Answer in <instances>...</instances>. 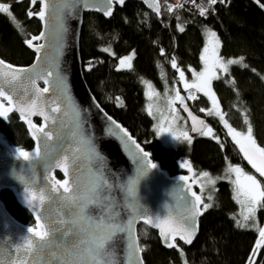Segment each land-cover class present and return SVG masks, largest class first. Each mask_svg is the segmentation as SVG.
<instances>
[{"label":"trees","instance_id":"16d2710c","mask_svg":"<svg viewBox=\"0 0 264 264\" xmlns=\"http://www.w3.org/2000/svg\"><path fill=\"white\" fill-rule=\"evenodd\" d=\"M1 1L9 7V13L0 11V56L15 64L28 65L35 56L24 42L30 32L41 30V22L35 16L28 17L27 12L29 9L39 11L40 4L32 6L29 0ZM261 4L264 0L259 3L257 0H226L225 4L218 2L202 16L189 6H174L169 11L162 0L159 18L142 3L129 1L121 8L116 7L110 18L97 13L85 15L80 49L90 89L101 105L127 127L170 174L185 172L180 165L186 159L197 172L220 175L228 162L239 164L242 157L238 145L227 135L218 118L210 120L215 125L213 135L217 139L199 135L193 136L190 145L185 142L166 147L157 137L153 117L146 109L143 79L150 80L163 93L167 86H174L178 70L189 76L191 69L201 68L204 27L219 33L220 52L225 58L244 57L247 62L246 67L231 66L225 77L213 82V88L233 124L242 122L240 116L244 112L253 127L256 142L264 147V7ZM181 27L183 32L179 30ZM131 50L135 51L133 66L119 69V58ZM173 59L176 68L171 64ZM204 98L191 102L195 111L209 107V100ZM0 131L13 145L26 150L34 147L16 112L9 113L7 118L0 117ZM57 176L62 178L61 173L57 172ZM1 197L16 218L28 225L34 224L33 216L17 202L12 192L2 191ZM209 202L211 207L205 210L199 236L191 246L178 242L177 248L167 249L155 230L139 226L146 264H249L259 234L252 225L238 222L239 205L230 181L218 180ZM260 216H264V211ZM254 259L255 264H264V247Z\"/></svg>","mask_w":264,"mask_h":264},{"label":"snow or ice","instance_id":"6c2138e0","mask_svg":"<svg viewBox=\"0 0 264 264\" xmlns=\"http://www.w3.org/2000/svg\"><path fill=\"white\" fill-rule=\"evenodd\" d=\"M39 2L42 5L40 10L34 12L29 9L27 15L28 17L38 16L44 22L45 30L39 36L26 40V44L33 47L35 52H43L44 55L38 56L36 64L31 67H17L0 59V117L7 118L13 109L20 112L21 118L27 122L32 136L36 139V146L32 153L16 149L15 155L26 162L39 161L47 169V175L43 177V187L38 188V195L37 186L26 184L24 189L25 203L35 213L37 227L28 228L25 236L20 237L18 242H9L6 247L0 241V264H121L113 251V240L118 234L125 243L123 264H143L140 253L144 249L139 246L138 240L133 235V225L137 218L145 219L146 223L160 228L165 242L172 241V243H167L169 248L175 246L174 241L178 235L186 243L191 244L198 228L196 217L201 214L199 206L203 204V209L207 210L211 205L203 203L201 195L192 191L187 183L185 188L190 196L183 197L185 203L190 205L187 215L179 218L173 217L169 209L166 216L156 217L154 220L151 216L141 215L142 209L129 205L124 212L126 217L131 218L120 219L118 209L122 205L113 201L112 193L119 191L122 198L126 196L129 201L138 200L137 189L141 178L145 177L151 169L157 168V165L146 160L149 154L140 149L139 144L132 141L141 153L136 157V163L144 170L131 180L126 179L119 183H117V178L111 175L92 133L86 127V113L72 97L67 78L61 69V57L69 31L67 21L76 14L79 7H87L88 0H39ZM192 2L195 3V0ZM218 2L225 3L226 0H207V3L213 6ZM259 2L260 0H257V3ZM36 3L37 0H31L32 5ZM119 3L123 4L124 0H119ZM150 6H155L157 12L160 10L158 5ZM260 6L264 7V4ZM168 10L173 9L169 7ZM0 11L9 13V7L0 4ZM199 11L203 16L208 14L209 9L200 6ZM105 14L111 16L112 11L108 10ZM50 18L55 21L51 31L49 30ZM179 30L183 32L184 28L181 27ZM38 40H44L45 43L34 45L33 41ZM209 44L211 48L205 47L204 53L210 52V55L201 57L204 60V70L195 73V81L188 83L183 70L179 71V78L184 81L185 89H195L211 99L212 108L208 109L209 115L215 114L224 119V114L218 109V100L212 90V81L219 78L217 69L228 73L229 65L241 64L244 57L225 61L219 55L220 41L215 32L209 33ZM49 49L52 53L51 59L48 56ZM133 56L134 53L122 58L119 66L131 68ZM171 64L173 68L177 67L175 59L171 61ZM53 79L56 82L55 88H40L37 84L38 80H43L45 84L51 85ZM5 86L11 89L12 94L5 90ZM148 88L150 90L152 88L150 83ZM50 92L52 98L46 100L44 94ZM148 95L151 97L158 93L149 91ZM189 97L192 100L197 99L192 91H189ZM184 99L177 90L175 97L168 101L170 110L175 113L176 109L172 105L176 100L184 104ZM5 101H7V106ZM200 111L205 110L200 109ZM149 112L151 113V106ZM37 114L44 118V124L41 126H36L31 120V116ZM189 115H191L190 112ZM106 119L111 120L110 117ZM192 120V131L217 139L213 135V129L204 125V121H199L200 127H197V118L193 116ZM224 122L235 144L243 153V157L261 176H264V147L257 144L252 125L249 123L246 132H240L228 124L227 120ZM173 123H175V118ZM112 124L115 122L112 121ZM49 125L51 128L46 130ZM115 127L119 132L108 126L107 134L115 135L121 141H124L125 137L128 140L132 139L126 129L118 124ZM161 131L171 133L175 140L183 139L191 143L192 137L187 131L173 132L171 129L163 128ZM54 132L55 140L53 139ZM119 133L124 135L120 136ZM41 137H43V154ZM81 163L88 165L90 173L89 185L84 190L80 187V176L77 171ZM182 166L192 171L190 162H185ZM56 168L63 171L65 179H56L54 174ZM228 171L235 173L236 179L233 183L237 197L242 196L244 200L241 202H247L250 205L248 212L251 214L256 205L264 201V186L255 176L245 173L238 165H230ZM201 175L209 177L208 172H203ZM19 178L21 183H26L24 176ZM180 179L185 182L189 181L188 176H182ZM197 182L199 181H192V183ZM208 182L216 183L212 179ZM201 189L203 190V185ZM184 190L181 189V191ZM46 202L49 206V215L42 216ZM54 202L60 205L59 209L52 208ZM96 208L102 210V217L92 215L93 209ZM244 219L247 221L249 216L246 215ZM45 220L49 223H45ZM262 247H264V228L259 229V239L249 258V264H255L254 258ZM3 250L8 251L7 258L3 257Z\"/></svg>","mask_w":264,"mask_h":264},{"label":"water","instance_id":"95a60500","mask_svg":"<svg viewBox=\"0 0 264 264\" xmlns=\"http://www.w3.org/2000/svg\"><path fill=\"white\" fill-rule=\"evenodd\" d=\"M31 2V0H29ZM129 1H136L142 3L145 8L151 11L153 14H156L159 18H161L162 5L160 0H124L123 4L119 3V0H88L87 7H79L76 14L67 21L68 33L66 36V43L63 51V56L61 57V69L64 75L67 78V83L71 91V95L76 101V103L80 106V108L86 113V127L92 133L94 141L98 147L99 152L104 157L105 164L107 168L110 170L112 176L117 178V183L122 180H131L135 175L142 172L144 169L141 165L136 163V157L141 153L135 147V144L132 141H135L136 144H139L140 149H143L144 152L148 153V160L150 163H155L157 168L151 169L150 172L143 178H141L137 195L138 200L129 201L126 196L122 198V194L119 191H115L112 193L113 201L119 202L122 207L118 209L119 216L121 220H125L127 218H131L130 216H125L124 209L129 205L136 209H142L141 215L143 216H151L154 220L156 217L163 218L171 209V215L173 217H181L182 215L188 214V209L190 205L186 204L183 200L184 196H190V193L187 192L185 185L186 183L191 186L192 191H195L198 195H201L198 191V183H192L193 179L188 173H178V174H170V172L163 168L158 160H154L152 153L147 150L143 144H141L138 139L130 132V130L125 127L119 120L110 116L105 108L98 101L92 90L90 89L84 75L83 61L81 57V49H80V40L81 34L84 24V17L86 13H97L102 14L106 17H109L105 14L106 11L111 10L112 15L116 9V7H123ZM37 3H41L37 0ZM36 3V4H37ZM150 5H158L159 11H156L155 6ZM34 6V5H32ZM40 10V9H39ZM41 22V30L37 35H30L25 39V45L32 52L35 53V58L32 63L28 65H19L12 63L8 60H5L0 56V59H3L6 63H10L17 67H31L36 64L37 57L43 56L44 53L35 52L33 47H30L26 44V40L31 39L33 36H39L42 31H44V22L39 19L38 16H35ZM55 25V21L53 19H49V30L51 31ZM44 40L33 41V44H43ZM51 49L48 51L49 59H51ZM37 84L40 88L43 87H52L55 88L56 82L53 79L51 85H47L43 80H38ZM5 90L12 94L11 89L8 86H5ZM46 100H50L52 98V93L44 94ZM16 97L14 96V101ZM6 106H7V101ZM185 105H187V109H185ZM52 106V105H50ZM180 108L184 115L186 116L188 123L190 125V132L192 135H199L200 132L192 131L193 128V120L192 117L195 116L197 118V127H200L199 121H204V125L207 126V119L205 116L198 114L193 107L188 103L184 102V104L180 105ZM11 112H16L20 118V121L26 126L29 135L34 143V147L29 151L30 153L34 152L36 146V139L32 136L31 130L27 124V122L21 118V114L16 109H13ZM10 112V113H11ZM189 112L191 115H189ZM59 115V114H56ZM106 117H110L111 120L106 119ZM31 120L36 126H41L44 124V118L40 115H32ZM112 121L115 124H112ZM118 124L122 128L127 130V133L131 136V140H128L126 137L124 141L117 138L115 135H108V126H111L114 131L119 132L116 129L115 125ZM46 128V130H49ZM120 136H123V133H119ZM53 139L55 140V132L53 135ZM16 149H23L16 145H13L9 142L7 138H5L4 134L0 131V241H2L3 245L6 247L9 242H18L19 238L25 236L26 230L28 228H36L37 221L35 213L27 206L24 199V189L26 184L30 186H37V195L39 194L38 188L43 187V177L47 175V169L44 168L39 161H23L22 159H18L15 155ZM41 151L43 154V137H41ZM26 165H30V167H26ZM80 176V187L82 190L86 189L89 185L90 173L88 169V165L81 163L78 165L77 169ZM61 173L62 178H58L56 173ZM55 177L58 180L65 179L64 173L59 168L55 169ZM24 176L26 183H21L19 177ZM182 176H188L189 181L185 182L180 179ZM5 188L12 189V193L14 194L17 202L25 209H27L33 218L36 221L35 226H28L26 224L21 223L17 220V218L11 213L8 209L5 201L1 197V192ZM181 189H185L181 191ZM203 203L204 198L201 195ZM201 214L196 217L198 228L195 236L193 237V242L191 244L186 243L185 240L181 239L178 235L174 241V247L169 248L167 243H172L171 240L165 242L164 238L161 236V230L158 227H154L153 224L146 223L145 219L137 218L133 225V235L138 240L139 246L140 239L138 236L139 226L145 225L158 233L160 241L162 245L167 249L177 248L178 242H181L187 246H191L200 233V221L202 216L205 213L203 209V204L200 206ZM48 204L45 203V208L42 210V216L49 215ZM52 208L59 209L60 205L55 202L52 204ZM55 215V213H53ZM92 215L101 216L102 210L100 208L93 209ZM45 223H49V221L45 220ZM114 253L115 256L120 259L121 264H123V257L125 255V243L123 239H120V235L118 234L114 240ZM3 257H8V251H2ZM143 264H146L143 252L140 253ZM13 258L15 256L13 255Z\"/></svg>","mask_w":264,"mask_h":264},{"label":"rangeland","instance_id":"374dc122","mask_svg":"<svg viewBox=\"0 0 264 264\" xmlns=\"http://www.w3.org/2000/svg\"><path fill=\"white\" fill-rule=\"evenodd\" d=\"M0 4L6 5L1 0H0ZM210 32H215L217 37L219 38V41H220V46H219V49H218L219 55L222 58H224L225 61H227L228 59H239L240 58V57L225 58L221 54L220 49H221L222 42H221L219 33L213 28H206L205 31H204L205 43H204V46H203V49H202V56L210 55V52L208 54L204 53L205 47L211 48V46L209 44V33ZM133 53H134V56H133V58L131 60V64L133 66V62H134V58H135V51L131 50L129 53H127V54H125V55H123V56H121L119 58V61H118V68L119 69H127L126 67L125 68H121L119 66L120 65V60L122 58H124V57L132 55ZM202 62H203V65L201 66L200 69H191L189 76L187 75V73H185V79L187 80L188 83H192V82L195 81V79H196L195 73H199V72H202L204 70V60H202ZM237 65H242V66L246 65L247 66L248 64H247V62L245 60H243V62L241 64H237ZM231 66H233V65H229V71H230ZM179 71L180 70H178V77L176 78L174 86H167L165 88V90L163 91V93L159 92V90L156 89V87L154 86V84L150 80L143 79V85H144V88H145V95H146V98H147L146 109L149 112V108L151 106V113L149 112V114L153 117L154 126H155V129H156L157 137L160 139L161 143L164 146L169 147V148L176 147V146L180 145L181 143L183 144L185 142L188 145H190L192 143L193 139H194L193 136L202 135V134H199V135H192L191 134L190 125L188 123V120H187L186 116L184 115V113L182 112V110L180 108V105H181L180 101L176 100L174 102V104L172 105V107H174L176 109L175 113H173L170 110L168 101H169V99L175 97V93H176L177 90L180 92V95L185 98L184 102H188L191 105V101H189L186 98V94H185L186 91L189 90V89H185L184 81L180 80V78H179ZM229 71H228V73H229ZM217 72H218V76H219L218 79H220L221 77H225L228 74V73H223L222 70H219V69H217ZM262 78L264 79V76H262ZM215 80H217V79H214L212 81V90H213V92H214L213 82ZM149 83L152 85L151 90L148 88V84ZM149 91H153L155 93H158V95H153V96L149 97V95H148ZM215 95H216V93H215ZM201 97H203V98L205 97V98H207L209 100V107L202 108V109L205 110V112L208 113V109L212 108L211 99L208 96H205L203 93L198 92L197 98L199 99ZM216 97H217V95H216ZM218 109H219V111H221L224 114V119H221L220 117L216 116L215 114L210 115L209 116V123L210 124H208V125H210V127L213 129V134H214L215 125H213L210 122V120H211V118H214V117L219 118V120L221 121V123L224 125V127L226 129L227 135L235 143V141L232 139V136L229 134L228 127L225 125L224 121L227 120L228 124H230L233 128H235L237 131H240V132H246L247 125L250 122H249L248 118L246 117V115H244V112H243V115H241L240 117H242V122H244V123L242 124V122H241L240 124H237V125L233 124L232 120H230L227 117V115L224 113V110L221 107L220 103L218 104ZM208 115H209V113H208ZM203 116H204V114H203ZM174 118H175V123H173V119ZM162 128L163 129H171V131H173V132H184V131H187L188 134L192 137L191 143H189L188 141L183 140V139L175 140L172 137L171 133H169L167 131H161ZM185 162H189V160L185 159L184 162L181 163L180 167L185 171V173H188L193 180H198L199 181V182H197L198 183V190H199L200 194L203 195V197L206 200H208L207 202H205L207 204H210L209 201H211L213 199V194L215 192V185H216V183L215 184L209 183L208 182L209 179L215 180L216 182L218 180H220V179H224V180L230 181V183L232 185V188H233L234 197H235V199H236V201L238 202V205H239V213L237 214L238 222L241 221L242 224H244V225H249V226L252 225L254 227V229L258 231V234H259V229L260 228H264V216L263 217L260 216L262 211H264V201H261V204L256 205V207L253 210V212L251 214H249L248 208L250 207V205L247 202H244V203L241 202L242 200H244V198L242 196L241 197H237L235 184L233 183V181L236 179V175H235V173H230L228 171L230 165L231 166L238 165V166H240L243 169V171L245 173L255 176L257 178V180L260 181L261 185L264 186V176H261L256 171V169H254L252 167V165L243 157V155H242V157L240 159V163L239 164H232V163L228 162L227 165H226V168L222 172V174L213 175V174L208 172L209 173V177H203L201 175V173H203V172H197L193 167H192V171H189L188 168L182 166ZM201 185H203V190L201 189ZM246 215L249 216V219L247 221H245V219H244V217ZM239 218H240V220H239ZM142 229H143V227L140 229V233H142ZM139 239H140L141 248H143L144 247L143 246V241H142L141 237Z\"/></svg>","mask_w":264,"mask_h":264},{"label":"built area","instance_id":"2783aa9c","mask_svg":"<svg viewBox=\"0 0 264 264\" xmlns=\"http://www.w3.org/2000/svg\"><path fill=\"white\" fill-rule=\"evenodd\" d=\"M173 6H179V5H183V6H189L190 8H192L194 11H196L197 13L200 14V11H199V7L200 6H205L207 7L208 9L212 8L213 5H211L210 3H207V0H195V3L192 2V0H174L172 2ZM189 91H192V93L194 95H197V92L196 90H189ZM189 91L187 92V98L189 100H192L190 97H189Z\"/></svg>","mask_w":264,"mask_h":264},{"label":"bare ground","instance_id":"6f19581e","mask_svg":"<svg viewBox=\"0 0 264 264\" xmlns=\"http://www.w3.org/2000/svg\"><path fill=\"white\" fill-rule=\"evenodd\" d=\"M24 1H27V0H18V2H24ZM162 0H160V2H161ZM164 2H166V4H167V6H169V7H174L173 6V4H172V2L174 1V0H163ZM225 4V3H224ZM147 9V8H146ZM148 10V9H147ZM149 11V10H148ZM149 12H151V11H149ZM152 13V12H151ZM86 14H88V13H86ZM85 14V15H86ZM99 15H101V16H103L104 18H110L111 16H109V17H106V16H104V15H102V14H99ZM36 18V17H35ZM37 19V18H36ZM205 29L206 28H208V27H204ZM205 29H204V31H205ZM39 32L40 31H37L36 33H33V32H30V34L31 35H37V34H39ZM29 49V48H28ZM30 50V49H29ZM34 53V52H33ZM34 56H35V53H34ZM192 90H195V89H192ZM189 90H187L186 91V96H187V92H188ZM106 110V109H105ZM106 112L110 115V116H112V117H114L112 114H110L107 110H106ZM207 116H210V115H207ZM115 118V117H114ZM215 119H217V117H214ZM219 119V118H218ZM222 124V123H221ZM156 130V129H155ZM204 172H208V171H204ZM210 173V172H209ZM56 176H57V173H56ZM58 177V176H57ZM59 178V177H58ZM216 184H217V182H216ZM215 187H216V185H215ZM3 191H9V192H12V189H10V188H5ZM199 191V190H198ZM14 195V194H13ZM203 196V195H202ZM204 198V197H203ZM208 201V200H207ZM204 203H205V198H204ZM238 203V202H237ZM31 214V213H30ZM34 219V218H33ZM17 220L18 221H20L21 223H23V224H26V223H24V222H22L21 220H19L18 218H17ZM26 225H28V224H26ZM36 225V221H35V219H34V224L33 225H28V226H35ZM158 234V233H157ZM138 236H139V233H138ZM159 237V236H158ZM160 239V238H159ZM197 239V238H196Z\"/></svg>","mask_w":264,"mask_h":264},{"label":"flooded vegetation","instance_id":"af4514ba","mask_svg":"<svg viewBox=\"0 0 264 264\" xmlns=\"http://www.w3.org/2000/svg\"><path fill=\"white\" fill-rule=\"evenodd\" d=\"M218 104H219V102H218ZM197 112V111H196ZM198 114H201V115H203L204 114V116L206 117V119H207V126L208 127H210V125H208V124H210L209 123V116H207L208 115V113L207 112H205V111H200V110H198V112H197ZM258 144V143H257ZM238 148H239V146H238ZM240 150V149H239ZM241 152V151H240ZM242 153V152H241ZM242 155H243V153H242Z\"/></svg>","mask_w":264,"mask_h":264}]
</instances>
